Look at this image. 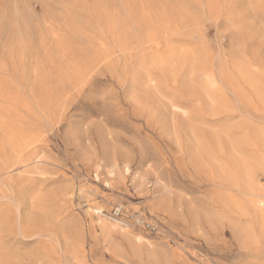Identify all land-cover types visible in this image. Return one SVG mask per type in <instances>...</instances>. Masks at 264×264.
<instances>
[{"label": "rangeland", "instance_id": "rangeland-1", "mask_svg": "<svg viewBox=\"0 0 264 264\" xmlns=\"http://www.w3.org/2000/svg\"><path fill=\"white\" fill-rule=\"evenodd\" d=\"M0 264H264V0H0Z\"/></svg>", "mask_w": 264, "mask_h": 264}, {"label": "bare ground", "instance_id": "bare-ground-1", "mask_svg": "<svg viewBox=\"0 0 264 264\" xmlns=\"http://www.w3.org/2000/svg\"><path fill=\"white\" fill-rule=\"evenodd\" d=\"M103 216V215H102Z\"/></svg>", "mask_w": 264, "mask_h": 264}]
</instances>
